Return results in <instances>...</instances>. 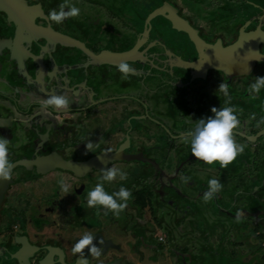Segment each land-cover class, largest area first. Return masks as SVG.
Masks as SVG:
<instances>
[{
  "label": "flooded vegetation",
  "instance_id": "obj_1",
  "mask_svg": "<svg viewBox=\"0 0 264 264\" xmlns=\"http://www.w3.org/2000/svg\"><path fill=\"white\" fill-rule=\"evenodd\" d=\"M25 2L34 34H19L0 11V136L9 139L13 164L11 179L0 180V264H264V88L248 91L264 76V0H72L80 15L62 24L47 17L63 0ZM121 61L135 69L127 78ZM222 82L229 105L217 92ZM55 94L68 97V109L42 107ZM225 106L237 109L235 140L246 147L222 168L196 159L181 137ZM98 152H141L154 163L33 162ZM113 165L127 179L104 182L105 190L132 193L118 218L87 205L101 169ZM154 167L161 177L192 172L190 186L178 181L191 197L161 186ZM196 177L200 189L211 177L223 188L205 203L187 188L198 186ZM85 233L100 246L98 258L88 248L72 253Z\"/></svg>",
  "mask_w": 264,
  "mask_h": 264
},
{
  "label": "clouds",
  "instance_id": "obj_2",
  "mask_svg": "<svg viewBox=\"0 0 264 264\" xmlns=\"http://www.w3.org/2000/svg\"><path fill=\"white\" fill-rule=\"evenodd\" d=\"M80 15V9L72 3V0H63L59 5L58 10L52 9L48 13L49 22L62 24L66 19L75 18ZM118 71L122 74L123 78L135 72V69L130 66L126 61H121L117 65ZM264 88V76L256 77L255 81L249 85L248 91L250 94L258 95L261 89ZM217 92L222 93L226 97L225 104L229 105L231 97L228 91V85L221 83L218 86ZM70 106V101L66 95L55 94L49 96L43 101L42 107L53 108L56 110H65ZM211 112L213 115L195 120L194 126L189 129L181 137L182 142L190 145L191 154L198 160L206 164L219 163L222 168H226L231 164L238 155L244 152L246 145L239 144L235 140L234 129H236L240 120L236 115L237 109L234 106H225L223 108L212 107ZM251 119H255L253 114ZM264 124V118L258 122ZM9 139L0 136V180L7 181L11 179L13 164L9 159ZM88 151L91 150V142L86 144ZM102 175L95 186L87 193L88 207H99L104 210V214L112 212L117 218L123 212L132 198V193L129 189L121 186L117 191L109 194L104 187V182L112 183L113 181H123L127 179V173L121 168L113 165L101 169ZM181 181L188 183L191 180L190 176L182 175ZM60 190L68 194L70 193L71 184L68 183L67 178L61 176L58 179ZM208 190L203 194L205 203L210 202L223 188L221 182L212 178L207 182ZM242 213H236V220L239 221ZM94 235L85 233L82 237L72 246V253L83 255L84 249L88 248L90 254L94 257L101 255V248L93 243ZM103 244V240L100 241Z\"/></svg>",
  "mask_w": 264,
  "mask_h": 264
},
{
  "label": "water",
  "instance_id": "obj_3",
  "mask_svg": "<svg viewBox=\"0 0 264 264\" xmlns=\"http://www.w3.org/2000/svg\"><path fill=\"white\" fill-rule=\"evenodd\" d=\"M30 8L31 6H28L25 2V0H0V11L4 12L7 17L9 19L12 20H16L17 23V29H18V33L28 36L31 34H34L37 31V25L34 23L33 18L30 14ZM160 7H155L154 9H152V11H150L147 14V17L151 14V13H155L156 11H158L159 13V9ZM29 12V13H27ZM15 18V19H14ZM144 19H146V16L144 17ZM170 19L173 21L174 19L172 17H170ZM143 20V19H142ZM64 40L63 38L59 41V43H63ZM133 160V161H141V162H152L154 163V161H152L150 158H146L145 156H143V154H141V152H133L125 157L117 155V153L115 152H110V153H106V158H105V154H102L101 152L92 154L90 156H88L85 159H82L81 161H74L71 158L70 159H63L61 156L56 155L54 153H50L47 155H40L38 157H36L33 162H38V163H45V164H58V165H64V166H82V167H89L91 166V164L93 163H97V162H109V161H117V160ZM28 161L27 159L22 160V162ZM162 171L161 169H158V167H154L153 168V173H152V177L153 179H155L156 181H161V186H163L166 189L171 190L175 195L179 196L180 198H183L185 200H188L191 196L187 195L184 192H181L179 190V180L180 177L182 175L184 176H190V177H194L192 172L190 171H184L183 174H179V175H175V176H171L169 175V173L167 171L164 170V175L162 176ZM201 174L203 175V177L206 178V172L203 171L202 169H200ZM176 173V171H175ZM212 178V177H211ZM209 178V179H211ZM174 179L177 180V182L173 181ZM218 179V178H216ZM219 180V179H218ZM198 186L197 187H187L189 190L192 191H196L195 194V198L203 195L204 192H206L205 189H200V187H204L203 185V180L201 178L196 177L194 180ZM208 182V179L205 180ZM186 186H190L188 183H185ZM179 186V187H178ZM187 205H189L187 203V201H185ZM217 207L219 209H217L219 212L221 213H226V211H224L223 208H221L220 206L217 205Z\"/></svg>",
  "mask_w": 264,
  "mask_h": 264
}]
</instances>
